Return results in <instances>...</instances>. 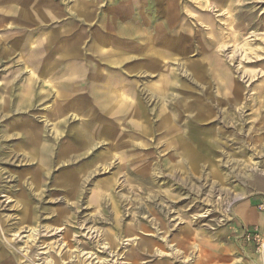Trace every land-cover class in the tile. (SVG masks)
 Wrapping results in <instances>:
<instances>
[{"label":"rangeland","instance_id":"374dc122","mask_svg":"<svg viewBox=\"0 0 264 264\" xmlns=\"http://www.w3.org/2000/svg\"><path fill=\"white\" fill-rule=\"evenodd\" d=\"M260 178L264 0H0V264H264Z\"/></svg>","mask_w":264,"mask_h":264},{"label":"crops","instance_id":"0c3cea01","mask_svg":"<svg viewBox=\"0 0 264 264\" xmlns=\"http://www.w3.org/2000/svg\"><path fill=\"white\" fill-rule=\"evenodd\" d=\"M259 195L257 197H251L247 200H241L240 203L234 207L235 219L241 226L245 227H257L260 234L264 237V213H260L256 210V205L260 202H264V178H260L257 183ZM263 200V201H262ZM244 254L252 255V250L255 249L254 245H244L242 248ZM243 257H238V262L242 261Z\"/></svg>","mask_w":264,"mask_h":264},{"label":"built area","instance_id":"2783aa9c","mask_svg":"<svg viewBox=\"0 0 264 264\" xmlns=\"http://www.w3.org/2000/svg\"><path fill=\"white\" fill-rule=\"evenodd\" d=\"M258 210L264 213V203L258 205ZM242 238L249 243L256 245L258 251L264 247V237L260 234L257 227L254 228H242Z\"/></svg>","mask_w":264,"mask_h":264},{"label":"bare ground","instance_id":"6f19581e","mask_svg":"<svg viewBox=\"0 0 264 264\" xmlns=\"http://www.w3.org/2000/svg\"><path fill=\"white\" fill-rule=\"evenodd\" d=\"M1 223H2V222H0V225L2 226ZM48 229H49V228H48ZM52 230L55 231V232L57 231V229H56V230L51 229V231H48V232L50 233V232H52ZM33 231H35V230H33ZM37 233H38V232H37ZM128 233H129V232H128ZM130 233L132 234L133 232L131 231ZM16 236H17V235H16ZM37 236H39V238H41V234H38ZM47 236H48V235H44V236H42V237H47ZM51 236H52V235H51ZM53 236H54V235H53ZM17 237H18V238L21 237V234H20L19 236H17ZM17 237H16V238H17ZM134 239H135V238H134ZM116 240H117V239H116ZM36 241H37V237H34V238H33V243H34V244H33V246H31V254H35V253H36V252L33 253V251H34L35 248H36V245H35V244H36V243H35ZM131 242L134 243L135 240H132ZM67 246L70 247V249L72 248V246H69L68 244H67ZM116 246H117V245H116ZM112 248H113V247H112V245H111V246H110V249H112ZM115 248H116V247H115ZM36 250H37V248H36ZM148 250H149V249H148ZM175 253L179 254V251H175ZM12 255H14V258H13V257H10V260H8V264H20V263L22 264V263H23L22 261H20L19 257L15 254V251L12 252ZM67 255H68V254H67ZM67 255L65 254L64 257L66 258ZM91 255H92V254H91ZM37 256H39V255H37ZM95 256H96V255H95ZM116 256H118V255L116 254ZM15 257H17V259H18V261L16 260L17 262L15 261V259H16ZM40 257H41V256H40ZM23 258L26 259L27 261H31V258H30V256H29V254H28V255L26 254ZM91 258H92V257H91ZM95 258H96V257H95ZM97 259H98V258H97ZM3 260H4V259H3ZM36 260H37V259H36ZM39 261H40V260H39ZM32 262H33V261H32ZM32 262H31V263H32ZM58 262H59V260H55V261H54V264H56V263L58 264ZM33 263H35V262H33ZM133 263L135 264V262H133ZM45 264H47V263H45Z\"/></svg>","mask_w":264,"mask_h":264}]
</instances>
